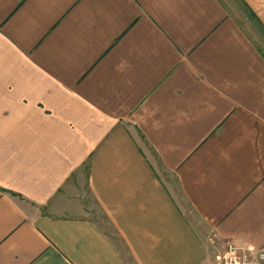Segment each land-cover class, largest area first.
<instances>
[{
  "label": "crops",
  "instance_id": "1",
  "mask_svg": "<svg viewBox=\"0 0 264 264\" xmlns=\"http://www.w3.org/2000/svg\"><path fill=\"white\" fill-rule=\"evenodd\" d=\"M209 239L264 252V55L225 2L0 0V264Z\"/></svg>",
  "mask_w": 264,
  "mask_h": 264
},
{
  "label": "rangeland",
  "instance_id": "2",
  "mask_svg": "<svg viewBox=\"0 0 264 264\" xmlns=\"http://www.w3.org/2000/svg\"><path fill=\"white\" fill-rule=\"evenodd\" d=\"M227 5L230 13L233 14L239 23V25L244 29V31L249 35V37L255 42L257 47L261 50L264 55V25L254 14L253 10L248 6L245 0H223ZM161 173L166 178L172 180L170 175L161 170ZM176 195L178 189L174 188ZM186 207L185 205H183ZM203 238H210L213 236L210 232H201ZM206 236V237H205ZM210 241V239H209ZM211 244V256L209 257V264H218L216 260V255L223 252L225 248L218 240H213L209 242Z\"/></svg>",
  "mask_w": 264,
  "mask_h": 264
},
{
  "label": "built area",
  "instance_id": "3",
  "mask_svg": "<svg viewBox=\"0 0 264 264\" xmlns=\"http://www.w3.org/2000/svg\"><path fill=\"white\" fill-rule=\"evenodd\" d=\"M216 260L218 264H264V252L255 257L250 248L228 242L225 250L216 255Z\"/></svg>",
  "mask_w": 264,
  "mask_h": 264
}]
</instances>
